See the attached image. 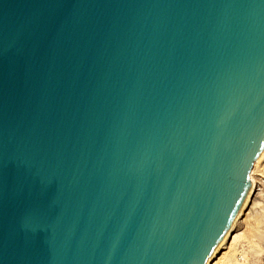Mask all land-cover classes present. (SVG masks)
Listing matches in <instances>:
<instances>
[{"label": "water", "instance_id": "1", "mask_svg": "<svg viewBox=\"0 0 264 264\" xmlns=\"http://www.w3.org/2000/svg\"><path fill=\"white\" fill-rule=\"evenodd\" d=\"M264 181V0H0V264H216Z\"/></svg>", "mask_w": 264, "mask_h": 264}, {"label": "bare ground", "instance_id": "2", "mask_svg": "<svg viewBox=\"0 0 264 264\" xmlns=\"http://www.w3.org/2000/svg\"><path fill=\"white\" fill-rule=\"evenodd\" d=\"M263 196H264V181L261 184L259 190L257 191L255 197L253 198L248 209L246 210L244 216L242 217L240 223L238 224L236 230L231 236L229 242L227 243L225 249L223 250L216 264H236L238 261L235 260L236 261L235 263V261L232 259V257L235 255V252L233 250H236V248L234 249L236 242L245 238L247 239L250 238L252 240L254 239L253 237H256V235L258 236V234L262 235L264 233V205L262 203ZM246 220L251 221L253 226L252 232L250 231L246 233L244 232L245 231L244 229L242 230L241 228H239L240 224L246 222ZM257 244L258 242L256 243L255 239L254 241H251V246L256 249L260 248L259 247L260 245L258 246Z\"/></svg>", "mask_w": 264, "mask_h": 264}, {"label": "rangeland", "instance_id": "3", "mask_svg": "<svg viewBox=\"0 0 264 264\" xmlns=\"http://www.w3.org/2000/svg\"><path fill=\"white\" fill-rule=\"evenodd\" d=\"M263 205H264V196H263ZM252 223L251 221L246 220V222L241 223L240 227L242 230L244 229V232H252ZM264 234V233H263ZM258 234L256 237H253L255 239V242H258V246L260 248L256 249L251 246V241H254V239H242L236 242L234 249L235 255L232 257V259L235 261H238L236 264H264V235ZM261 235V236H259ZM260 238V239H259ZM249 245V246H248ZM260 251V252H259ZM241 254V255H240ZM244 259V260H243Z\"/></svg>", "mask_w": 264, "mask_h": 264}]
</instances>
